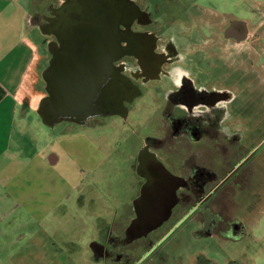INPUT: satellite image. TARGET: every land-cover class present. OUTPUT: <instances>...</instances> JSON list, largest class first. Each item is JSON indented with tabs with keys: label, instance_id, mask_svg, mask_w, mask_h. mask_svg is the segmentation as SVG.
<instances>
[{
	"label": "flooded vegetation",
	"instance_id": "obj_1",
	"mask_svg": "<svg viewBox=\"0 0 264 264\" xmlns=\"http://www.w3.org/2000/svg\"><path fill=\"white\" fill-rule=\"evenodd\" d=\"M53 9L42 23L35 20L54 36L50 61L65 50L74 20L102 17L125 36L118 39L112 63L107 46H90L95 52L92 57L98 58L89 60L97 77L92 81L98 85L92 115L83 123L123 117V107L129 114L131 105L146 97L161 122L160 133L146 137L132 164L138 176V212L134 206L131 214H122L126 221L102 228L104 236L93 243L97 255L107 264H175L174 259L184 260L192 252L184 239H234L231 222L222 221L215 202L222 188H230L237 154L243 151L230 118L243 112L251 95V71L238 67V56L231 50L238 42L235 18L198 0H57ZM207 11L214 16L210 22L203 19ZM81 46L80 53L89 48ZM122 48L131 53L122 55ZM127 87L136 92L132 101L127 99ZM216 155L222 158L223 176L217 173ZM174 197L168 221L159 223L160 218H154L135 226L147 209H156L157 217L163 215ZM149 223L154 227L145 232ZM140 231L144 234L136 236Z\"/></svg>",
	"mask_w": 264,
	"mask_h": 264
},
{
	"label": "rangeland",
	"instance_id": "obj_2",
	"mask_svg": "<svg viewBox=\"0 0 264 264\" xmlns=\"http://www.w3.org/2000/svg\"><path fill=\"white\" fill-rule=\"evenodd\" d=\"M198 2L217 8L222 14L232 18L249 19L252 15L247 0H198ZM32 4L29 26L38 24L34 20L42 23L40 20H45L44 16L47 13L53 14L57 0H32ZM143 5L146 6L145 2ZM245 6L250 7L248 12ZM187 15L191 17L194 14L191 13L190 16L187 13ZM203 15V19L207 22L214 18L208 11ZM42 28L40 25L39 29H32L37 50L36 66L40 86L46 84V80L42 79V71L50 64L52 47H54L52 43L54 36L49 30L45 32ZM223 40L225 45L227 40L225 38ZM250 43L252 44L253 41ZM250 43L248 46L242 42L233 43V46L237 47L231 50L238 55V67L250 69L252 75L250 79L252 78L251 81L254 82L258 78L264 79V75L263 68L257 66L259 62L254 65L252 63V52L251 54L248 52L251 50ZM228 56L231 54L228 53ZM227 61H230V58H227ZM32 98L38 108L42 98L39 96ZM149 102V97L134 102L127 118L110 116L96 119L95 124L92 123L93 121L78 123L64 120L50 126L41 118L42 121L40 120L37 125L40 127H35L33 124L36 122L33 120V124L28 125L22 137L15 135L14 143L21 145L23 149L24 154L21 157H28L30 164H21L19 160L0 163V264L108 263L100 259L95 251L91 252L89 249L91 240L98 241L95 240L97 236L92 232L91 223L95 224L99 216L91 211L96 203L91 202L93 196L90 191H96V198L99 194L105 195L99 191L101 185V188L108 192H116L118 189L124 191L122 196L128 202L137 196L135 187L138 176L132 164L146 137L160 133L158 128L161 124L160 118L155 116L154 107ZM263 112L264 99L260 94L254 93L245 104L244 115L230 118L246 147L259 143V149L254 155L256 171L250 180V197H245L247 190H238L236 193L237 202L243 209L249 207L247 203L249 199L253 201V208H250L251 215H248V220L244 221L242 238L199 240L189 237L183 241L190 247H195V251L192 248V252L184 260L174 259L175 264H178L177 262L198 264L196 259L202 260V264H226L225 258L238 257V261L228 260V264H264ZM32 116L39 121L40 117L36 114ZM42 127L47 132L48 144H53L54 149L59 151L61 161L56 167L41 163L42 146L47 142L45 136L41 134ZM234 180L235 176L229 183H233ZM97 181L101 183L98 185ZM89 185H92V188L87 190ZM82 190L86 195L84 201L80 199L84 195ZM65 194H69L68 198L64 197ZM44 200L47 210L52 212L51 216H54V209L58 208L60 211L64 208L68 211L67 215H71L70 218L78 217L83 220L87 224V229H83L81 225L78 230L70 229L62 232L63 238L61 236L58 239L54 238L53 233L49 237L46 228L49 222H40L36 212L38 210L36 208L41 206ZM104 200L105 197L101 199ZM119 212L122 211L117 213ZM119 216H122V213ZM102 217L104 219L105 216L102 214ZM100 224L104 230L108 227L106 220L101 221ZM190 224L193 225L191 221ZM76 252H79L78 258L75 256ZM198 252L203 256L198 258ZM240 254H243L248 261H241Z\"/></svg>",
	"mask_w": 264,
	"mask_h": 264
},
{
	"label": "crops",
	"instance_id": "obj_3",
	"mask_svg": "<svg viewBox=\"0 0 264 264\" xmlns=\"http://www.w3.org/2000/svg\"><path fill=\"white\" fill-rule=\"evenodd\" d=\"M248 1L251 10L249 6H245V8L247 12L249 10L252 12L251 18H235L234 30L238 42L245 43L244 45L248 46L249 43L253 41L252 44L250 43L249 48H251V50L248 52H250V54L252 52L251 58L253 65L259 62L257 66L259 65V67L263 68L264 75V0H247V2ZM33 4L32 0H0V163L19 160V163L29 165L30 161L28 157H21L24 154L23 149L21 145H16V143H14V137L15 135H20L22 137L29 127L28 125L30 123L33 124V120L36 122V124H33L35 127H40L37 125L40 120L42 121V117L38 112L39 107L37 108L35 106L32 98L34 97L35 99L37 96L43 98L46 95V84H42L41 86L39 84V72L36 66L37 50L34 45V35L32 34V29H39L40 26L38 24L30 25L32 28L29 26ZM34 22L37 23L35 20ZM43 71L42 79H44ZM251 79L248 81V84L252 86L251 94H260L264 99V79L261 80L258 78V80L254 82L251 81ZM33 114L40 117L39 121L37 118L31 117ZM240 114L244 115L243 112H239L236 114L237 117H242ZM232 128L234 131H237L235 125H233ZM44 130L45 129L42 127L41 134L45 136L47 142H44L42 146L41 163L46 166L50 165L56 167L59 165L61 157L59 151L54 149L53 144H48L47 132ZM242 141V138L236 141L243 151L237 154V160L235 161V180L231 183L229 189L228 187L222 188L220 192L221 197L219 196L218 202H215V208L220 210L222 221L229 220V222H231V228L234 231V236L232 237L237 240L242 238L244 221L248 220V215H251L250 208H253V201L249 199L247 201L249 207L243 209L241 204L237 202L238 197L236 193L238 190H247L245 197H250V180L256 171L254 155L259 149V143L246 147ZM215 163L218 166V175L223 176L224 173L219 170V167L222 165V158L216 155ZM230 180L228 182H230ZM228 182L227 184H229ZM97 183L99 185L101 181H97ZM89 188H92V185H89L87 190ZM99 191L105 195L99 194L97 195L98 198H96V191H90L93 196L91 202L96 203L91 208V211L97 214V216L99 214L95 224L91 223L93 226L91 227L93 228L92 232L97 236V239H95L98 240L97 243H99L100 239L104 236L103 227L100 224L101 221L104 222L106 220L108 224H112L116 220L122 222L126 221L127 218L123 220L119 214H123L126 211L127 214H131L130 212H133L134 206L140 198V196L133 197L134 199L132 198V200L128 202L124 199V196H122L124 191L118 189L116 192H108L107 190H103L101 185ZM81 192L83 193V190ZM83 194L84 195L80 198L82 201L85 200L86 196L85 193ZM91 195H89V197ZM68 196L69 194H65L64 197L68 198ZM103 197H105V200L101 201ZM45 202L46 200H44L42 204ZM99 202L101 204H99ZM42 204L36 208L39 210L36 212H38L40 222H49L48 226H46L49 237L53 233L54 238L56 237L58 239L60 236L63 238L62 232L70 229L78 230L77 228L81 225L83 229H87V224L83 220L78 217H72L73 219L70 218L71 215L68 216V211L64 210V208L60 211L58 208L57 210L54 209V216H51L52 212L47 210V204ZM118 211L122 212L117 213ZM134 211L138 212L136 206ZM102 214L105 216L104 219ZM249 218L251 219V217ZM164 221H168V217ZM93 243L94 239L91 240L89 249L91 252L95 251V253H97ZM62 253L64 254V252ZM75 256L78 258L79 252H76ZM239 256H241V261H248L243 254ZM99 258L104 260V257L100 254ZM238 258H225L226 264H228V260L238 261Z\"/></svg>",
	"mask_w": 264,
	"mask_h": 264
},
{
	"label": "water",
	"instance_id": "obj_4",
	"mask_svg": "<svg viewBox=\"0 0 264 264\" xmlns=\"http://www.w3.org/2000/svg\"><path fill=\"white\" fill-rule=\"evenodd\" d=\"M98 18L101 20H74L75 22H72L71 25L72 30H68V42L65 50L59 53L58 58L54 55L50 64L43 71L48 94L41 99L38 112L43 120L50 126L55 122L63 120L83 123L92 115L91 110L96 104V101L93 100V94L95 93V88L98 85L96 83L98 81H92L97 77L92 75L89 65L90 61H98V58L92 57L95 55V52L91 47L93 45L107 46L109 61L112 63L118 49V39H123L125 37L117 33L113 22L110 20L104 21L102 17ZM76 28L79 29L77 30ZM44 31L46 32L45 29ZM104 34L106 35L104 36ZM95 38H99L100 41L97 43L92 42ZM104 38L105 42H103ZM83 44L89 48L83 53H80V48L83 47L81 46ZM127 53L131 52L122 48L121 54L124 55ZM126 90L127 99L132 101L136 96L135 90H129L128 87ZM120 114L127 117L128 107H123ZM172 189L173 191L176 190L174 183H172ZM169 197L171 199L173 196ZM161 198L162 197H158V200ZM175 201L176 199L174 197V200L172 199L169 202L166 211L160 217L154 214L156 209H147L145 214L143 213V216L140 213V221H138L139 218L136 219L135 226L139 227L143 225V221L149 222L154 218H160L158 222L162 223L167 219ZM159 204L160 203L157 202L156 206ZM153 227L151 223H149V225L144 228L146 229L145 232ZM142 234H144V232L140 231L136 236Z\"/></svg>",
	"mask_w": 264,
	"mask_h": 264
}]
</instances>
